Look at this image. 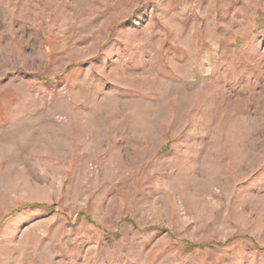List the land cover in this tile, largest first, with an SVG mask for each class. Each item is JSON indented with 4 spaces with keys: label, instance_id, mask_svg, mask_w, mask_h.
Segmentation results:
<instances>
[{
    "label": "rangeland",
    "instance_id": "1",
    "mask_svg": "<svg viewBox=\"0 0 264 264\" xmlns=\"http://www.w3.org/2000/svg\"><path fill=\"white\" fill-rule=\"evenodd\" d=\"M0 264H264V0H0Z\"/></svg>",
    "mask_w": 264,
    "mask_h": 264
}]
</instances>
